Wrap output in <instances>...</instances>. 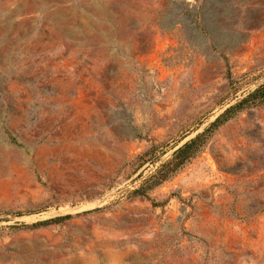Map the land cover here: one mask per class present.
Returning <instances> with one entry per match:
<instances>
[{
    "label": "rangeland",
    "instance_id": "rangeland-1",
    "mask_svg": "<svg viewBox=\"0 0 264 264\" xmlns=\"http://www.w3.org/2000/svg\"><path fill=\"white\" fill-rule=\"evenodd\" d=\"M263 83L264 0H0V264H264V102L133 193Z\"/></svg>",
    "mask_w": 264,
    "mask_h": 264
},
{
    "label": "trees",
    "instance_id": "trees-1",
    "mask_svg": "<svg viewBox=\"0 0 264 264\" xmlns=\"http://www.w3.org/2000/svg\"><path fill=\"white\" fill-rule=\"evenodd\" d=\"M264 102V83L257 89L249 93L246 97L238 101L236 104L228 107L217 119L210 124L203 132L198 133L195 137L189 139L174 151L172 157L162 163L156 172L145 180L143 185L136 189L133 193L149 197V192L163 183L172 179L179 171H181L189 162L195 159L208 144L213 132L244 109L251 108ZM72 215H64L55 217L50 220L38 222L34 225H44L50 223H58L63 220L72 218ZM28 226V225H26Z\"/></svg>",
    "mask_w": 264,
    "mask_h": 264
}]
</instances>
